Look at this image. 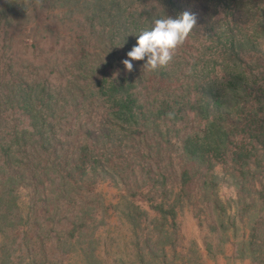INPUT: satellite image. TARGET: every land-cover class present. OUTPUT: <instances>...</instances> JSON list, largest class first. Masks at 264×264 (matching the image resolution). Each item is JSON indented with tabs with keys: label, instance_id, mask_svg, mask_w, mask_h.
Returning a JSON list of instances; mask_svg holds the SVG:
<instances>
[{
	"label": "rangeland",
	"instance_id": "374dc122",
	"mask_svg": "<svg viewBox=\"0 0 264 264\" xmlns=\"http://www.w3.org/2000/svg\"><path fill=\"white\" fill-rule=\"evenodd\" d=\"M185 10L197 15L198 24L174 60L156 71L143 70L146 58L132 61L128 72L122 61L136 46V34L160 16L175 18ZM232 71L247 73L250 99L264 91V0H0V144L11 146L7 157L14 165L0 173V197L8 193L10 218L20 220L0 230V245L6 237H31L15 239L12 247L19 250L12 261L23 254L21 264H264L242 256L250 254L244 249L249 229L237 216L240 191L231 162L209 170L225 206L221 218L209 201L196 199L198 177L182 186L180 174L162 180L157 173L169 157L181 171L183 139L202 135L206 126L195 117L194 101L203 84L225 83ZM112 85L134 95L137 119L113 128L117 135L107 138L98 130L117 109L107 101ZM161 108L167 113L159 114ZM40 127L50 133L49 149L62 148L58 153L73 162L64 170L38 172ZM86 131L100 142L95 150ZM84 143L100 163L73 171ZM188 169L207 170L193 163ZM124 179L132 191L145 192L144 200L136 195L133 201ZM181 190L175 227L168 223L158 234L156 222L132 223V203L154 217L149 191H160L169 205ZM6 206L0 202V212ZM85 208L92 246L80 228L70 236ZM165 232L175 240L152 261L151 250L160 251L157 241ZM39 239L46 244L43 252Z\"/></svg>",
	"mask_w": 264,
	"mask_h": 264
},
{
	"label": "trees",
	"instance_id": "16d2710c",
	"mask_svg": "<svg viewBox=\"0 0 264 264\" xmlns=\"http://www.w3.org/2000/svg\"><path fill=\"white\" fill-rule=\"evenodd\" d=\"M242 44L241 46L236 45L234 52L238 48L246 46V43ZM229 64H232V61H229ZM245 74L247 73H233L232 71L225 83H216L215 81L209 80L206 84H203V89L194 101L193 111L196 118L198 114L201 119L206 120L205 130L202 132V135L196 133L194 135H188L185 138L183 137L181 156L184 163L180 166V168H183H181V171H175L176 160L174 157H169L167 159L168 165H160L157 173H159L162 180L167 179V174H180V185L182 186L192 181V178L198 177L197 185L200 189L195 192L197 196L196 199L202 202L209 201L208 203L213 206L218 212V216L221 218L226 210L225 206L218 200L215 187V176L213 173H209V170L214 167L216 162L225 165L231 162V177L235 180L236 187L240 191L238 197L240 209L237 216L239 215L240 219L246 220L245 223H247L249 229L244 249L245 251L246 249L249 250L250 254H243L242 256H248L252 261L258 259V261L264 263V258H262V256H264V102L262 98L264 91L258 92L257 95L255 93L253 95L254 99H250L252 92L249 93L250 89H247L248 79H245ZM121 90L118 87L115 88L114 85L111 86L112 94L108 96L107 101L111 102L112 106H116L117 109H114V111L108 115L105 124H101L102 129L98 130L100 136L107 138L112 137L113 131L116 136V131L113 128L136 122L137 117L132 111L136 99H134V95L130 94L128 90ZM116 93L122 94V96L115 98ZM248 102L250 103L249 107ZM187 107H185V109ZM178 111L182 112V109L178 108ZM163 113H167L165 108L159 109V114ZM38 132L42 136V138L36 142L39 148L36 153L37 157L35 156L34 158V160L37 159L38 164H41L37 165L40 168L38 172H40V170L42 172H47L51 169L56 171L64 170L65 167L73 163L70 161V157L58 153L62 148L59 149L57 147L55 151L49 149L46 143H48L47 136L50 133L45 130L44 127H40ZM84 134L88 139L89 145L93 146L95 150L100 142L93 137V131H86ZM14 144H16V146L18 145L16 142ZM89 145L85 144L79 147L80 157L74 161L73 171L82 172L84 171L83 168L85 164L92 163L94 166H97L100 163L98 158L94 156V150H90ZM10 149V145L0 144V173L3 169L14 166L12 161L7 157L10 154ZM2 155L4 158H7L3 159ZM191 163L200 168L205 167L207 170H190L188 168ZM119 166L120 165H117V174H119ZM168 168L170 170H167ZM149 174L152 175V171ZM148 178L150 181L154 179V177ZM257 182L259 184H257ZM123 184L125 192L130 194L133 201L136 195H141L144 200L145 192L132 191L133 189L128 188L126 179H124ZM258 185H260V187H257ZM182 189H184V187H182ZM7 195L8 193H3L0 197V202L7 205L6 208L0 212V230L2 231L5 230L8 225L12 224L13 221H20L16 217L10 218L12 202L10 199H5ZM159 195L160 191H149L147 195V200L152 201L149 206L155 213L154 217H151L149 210L143 206L137 205L136 203L130 205L129 218L135 226L141 221L156 222L154 226L155 232L158 234L164 232L168 223H170L172 227L176 226L178 215L177 208L180 207L178 203H181L184 196L182 190L177 196L176 201L169 205L165 201L163 195L158 197ZM158 198H162V201L157 202ZM86 210L85 208L82 211L83 214L79 213L77 217L78 224L75 223V227L73 231L70 232V236H73L76 229L78 230L80 228L79 231L83 237L89 240L92 246L95 241L94 232L85 218L86 214H84V212H86ZM222 227L224 228V224ZM39 228H37V231H39ZM31 230H34L33 227ZM87 232L90 234L86 235ZM161 235L160 241H157L158 246H161L160 251H156L155 249L151 250L150 257L152 261L158 260L160 255L165 256V245L168 242L173 244L172 241L175 240L176 237L172 233L167 232ZM24 237L26 241L31 238L27 232L14 236V238L6 237L7 239L0 245V250L4 252L0 264H21V261L25 257L23 254L18 255L15 262L12 261L13 255L19 250L17 247H12V244L15 242V239L17 240L20 238L21 241ZM38 244L41 250L43 248V252L46 247L44 239H39ZM255 255L258 256L255 257Z\"/></svg>",
	"mask_w": 264,
	"mask_h": 264
},
{
	"label": "clouds",
	"instance_id": "9594fccd",
	"mask_svg": "<svg viewBox=\"0 0 264 264\" xmlns=\"http://www.w3.org/2000/svg\"><path fill=\"white\" fill-rule=\"evenodd\" d=\"M197 24V15L188 10L175 18L165 14L154 19L150 28L141 29L136 34L137 44L127 53L129 59L123 60V65L128 72H132V61H144L146 58L144 71H156L168 66Z\"/></svg>",
	"mask_w": 264,
	"mask_h": 264
}]
</instances>
